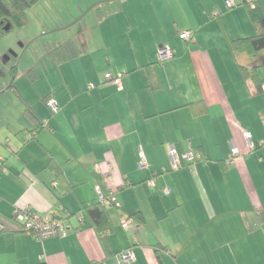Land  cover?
Here are the masks:
<instances>
[{
  "label": "crops",
  "instance_id": "obj_1",
  "mask_svg": "<svg viewBox=\"0 0 264 264\" xmlns=\"http://www.w3.org/2000/svg\"><path fill=\"white\" fill-rule=\"evenodd\" d=\"M234 1L69 0L39 27L90 19L91 43L57 42L27 65V82L14 88L21 72L8 70L0 87V264H264V68L260 84L242 69L264 55L229 44L261 31L249 11L264 14V0ZM161 45L173 57L158 62ZM106 74H121V88ZM96 185L119 205L99 226L87 214ZM22 207L83 222L37 241L14 219ZM121 216L136 219L123 227Z\"/></svg>",
  "mask_w": 264,
  "mask_h": 264
},
{
  "label": "rangeland",
  "instance_id": "obj_2",
  "mask_svg": "<svg viewBox=\"0 0 264 264\" xmlns=\"http://www.w3.org/2000/svg\"><path fill=\"white\" fill-rule=\"evenodd\" d=\"M69 0H38L34 5L27 9L26 15L28 22L23 26L12 27L1 39H0V87H3L5 81H10L8 70L12 66H16L17 71L20 73L11 84L15 87L20 86L21 82H27V77L24 75V71H27V65L31 62L38 61L43 52L54 50L57 42L63 45H68L72 42L74 36V42H82L90 40V19L82 20L79 24L68 26L62 31L55 33H49L44 35V32L39 31L41 25L49 24L56 20H60L66 11L63 8H59V5L65 4V7L69 5ZM62 20V19H61ZM57 22V21H56ZM55 27V26H51ZM66 27V26H65ZM81 28V34L78 35L77 31ZM29 43L20 55L21 43ZM91 43V40H90ZM13 50L18 52V56L14 57L11 54H3L2 50ZM264 55V49L259 52ZM260 59V58H259ZM10 83L7 84L9 86ZM6 86V87H7ZM4 87V88H6ZM8 95V94H7ZM6 95V97H7Z\"/></svg>",
  "mask_w": 264,
  "mask_h": 264
},
{
  "label": "built area",
  "instance_id": "obj_3",
  "mask_svg": "<svg viewBox=\"0 0 264 264\" xmlns=\"http://www.w3.org/2000/svg\"><path fill=\"white\" fill-rule=\"evenodd\" d=\"M226 5L227 7L231 8L235 6V1L226 0ZM179 36L181 39L185 41L193 40V33L190 31H186V30L181 31ZM172 57H173L172 49L164 45L159 46L158 51H157L158 61L162 62ZM120 76L121 74H118L117 76H114V77L110 76V74H106V79L113 80L118 85V87L121 88ZM47 106L52 113H55L59 110V105L54 98H49L47 100ZM244 136H245L247 145L251 147L252 146L251 134L249 132H245ZM237 155H238V150L234 145H232L227 162L233 161L234 157ZM169 156H170L171 165L173 168H177L181 165L182 162L180 158L178 157V155L176 154L175 149L172 145H169ZM183 158L186 161L191 162L195 159V155L189 152V153L184 154ZM0 165H1V162H0ZM145 165H146L145 160L141 159L139 162V166L143 167ZM94 191H95L97 201L102 204H111L113 201H115L114 197L104 194V192L99 187V185H96L94 187ZM165 192H167V189H165ZM72 218H74L77 222L80 223L83 217L79 213L71 214L68 212H65L63 216L61 217H58L56 215H51V214H40V213L31 211L27 207L15 208L14 210V219L19 224L21 230L31 235L37 241H41L45 238L56 236L59 234H65L66 231L74 228L70 221ZM132 221H133V218L125 217V216L121 217V219L119 220L121 226L123 227H127L128 225L131 224ZM118 256L124 261H130L133 259V254L131 250L122 251L118 254Z\"/></svg>",
  "mask_w": 264,
  "mask_h": 264
},
{
  "label": "trees",
  "instance_id": "obj_4",
  "mask_svg": "<svg viewBox=\"0 0 264 264\" xmlns=\"http://www.w3.org/2000/svg\"><path fill=\"white\" fill-rule=\"evenodd\" d=\"M37 1L38 0H0V39L8 32L4 29V27L6 25H8V24L10 25V28H9V30H10L14 26L23 27L28 22L26 11H27V9L31 8L34 5V3ZM250 2H247V3L249 4ZM241 3H244V2H241ZM237 4H240V3H237ZM235 5H236V3H235ZM249 15H250L251 19L259 25L261 31L259 33L255 34L254 36H250V37H246V38H239V39H235V40H229V44L233 50H246V51H249L251 53H256V52L264 49V14L259 7L254 6L249 11ZM180 32H179V34H180ZM192 41L193 40L186 41V42H192ZM158 62H160V61H158ZM258 66H262L264 68V59H260L259 61H257V63H255L251 67L250 70L242 68L243 71L246 72V74L244 72L245 78H249L253 81L256 80L257 79L256 68ZM9 73H10L11 78L14 79L16 77V74H17L16 66L10 67ZM257 82L259 83V81H257ZM49 96L50 95H47L44 98L45 102H47ZM238 154H239V152H238ZM184 161H186V160H184ZM0 162H1V160H0ZM188 163H193V161L188 162ZM104 194H106V193H104ZM106 195L112 196V194H106ZM107 205H112L116 208L119 207L116 200L113 201L111 204H102V203L97 201L95 204L91 205L87 209L88 217L92 221L93 224L99 226L103 222V220H108V214L106 213V209H105V207ZM47 214L56 215L58 217L63 216V215L59 216L55 213H47ZM121 217H123V216H121ZM121 217L119 218V220L121 219ZM125 217L133 218V221L131 222V224L134 222V219H136V217H134V216H125ZM81 222H83V218H82ZM81 222H80V224H81ZM158 259H159V264H163L161 259L159 258V256H158Z\"/></svg>",
  "mask_w": 264,
  "mask_h": 264
},
{
  "label": "water",
  "instance_id": "obj_5",
  "mask_svg": "<svg viewBox=\"0 0 264 264\" xmlns=\"http://www.w3.org/2000/svg\"><path fill=\"white\" fill-rule=\"evenodd\" d=\"M9 28H10V25L8 24V25H6L5 27H4V29L6 30V31H8L9 30Z\"/></svg>",
  "mask_w": 264,
  "mask_h": 264
}]
</instances>
